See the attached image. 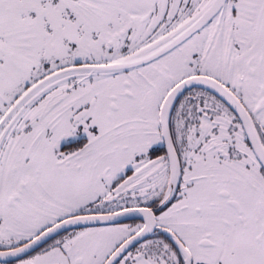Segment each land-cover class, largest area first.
Instances as JSON below:
<instances>
[{
	"label": "snow or ice",
	"instance_id": "1",
	"mask_svg": "<svg viewBox=\"0 0 264 264\" xmlns=\"http://www.w3.org/2000/svg\"><path fill=\"white\" fill-rule=\"evenodd\" d=\"M0 264H264V0H0Z\"/></svg>",
	"mask_w": 264,
	"mask_h": 264
}]
</instances>
